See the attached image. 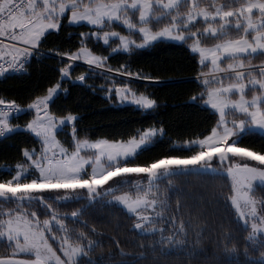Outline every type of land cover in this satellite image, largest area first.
<instances>
[{
    "label": "snow or ice",
    "instance_id": "6c2138e0",
    "mask_svg": "<svg viewBox=\"0 0 264 264\" xmlns=\"http://www.w3.org/2000/svg\"><path fill=\"white\" fill-rule=\"evenodd\" d=\"M73 28L85 29L75 43L50 46ZM162 43L185 48L197 66L189 103L211 113L207 134L140 161L168 135L163 122L92 139L81 135L78 113L53 110L70 85L155 112L153 85H135L160 78L109 61ZM52 53L58 78L48 87L26 103L0 94V139L28 134L38 145L0 165V264H264V143L245 145L264 140V0H0V82L30 75ZM77 61L87 71L73 76ZM97 78L99 86L88 83ZM21 114L31 118L14 123ZM193 176L228 189L212 194L220 231L211 256L203 240L212 229L186 212L175 184ZM111 209L126 217L133 250L84 219Z\"/></svg>",
    "mask_w": 264,
    "mask_h": 264
},
{
    "label": "trees",
    "instance_id": "16d2710c",
    "mask_svg": "<svg viewBox=\"0 0 264 264\" xmlns=\"http://www.w3.org/2000/svg\"><path fill=\"white\" fill-rule=\"evenodd\" d=\"M68 31L73 33L71 38L68 37L67 33L62 35L59 40L56 37H51L50 40H55L56 44L50 46L58 45L67 48L70 43L76 42V33L85 31V29L73 28ZM125 61L131 64L133 71L137 68L143 69L145 72L160 78V83L138 81L135 85L141 90L145 84L153 85L149 87L148 91L154 94L153 98L157 100L159 105L155 112H141L131 105H121L105 99L103 92H94L86 87L70 85H66L69 87V93L62 94L61 98L56 101V105L53 106V110L57 108L61 110L71 109L78 113L82 116L78 125L81 135L87 133L92 139L120 138L122 135L126 138V135L136 128L163 122L168 135L145 151L139 157L140 161H151L155 157L168 154L169 145L173 140H186L198 134H207L214 121L211 113L205 110L203 106H193L189 103V97L193 94L192 90L196 88V84L187 81L194 79L198 69L185 48L175 43H162L156 47L141 50L131 57L117 56L109 62L113 65H119ZM77 64L79 67L73 72V76L87 71V66ZM57 65L58 58H55V53H52L50 58L33 62L29 69L30 75L14 76L0 82V94L26 103L29 97L38 94V90L48 87L58 78ZM88 83H95L99 86L103 80L97 78L95 81L89 80ZM30 118V114H21L13 122L23 124ZM249 141L256 149L261 143H264V140L256 137L247 138L245 145L249 144ZM33 146L38 145L28 134L0 139V165L14 166L18 160L22 159V149ZM6 172L1 171L0 175L6 174ZM225 183L220 178L211 176L178 177L175 181L186 201V212H189L193 219L199 217L202 226L203 221L206 220L207 225L212 229L209 231L206 228L203 240V247L209 256L216 250L215 241L217 233L220 231V215L216 213L217 205L212 194L219 193L221 190L227 191L226 186L221 187ZM262 194L264 192L258 190L257 195ZM173 203H175L174 199ZM74 207L76 205L61 208V212L71 213ZM84 219H88L90 223H96L97 227L108 235L119 234L122 242L127 244L126 250H133L131 243L133 237L127 232L129 224L119 210H104L93 216L84 217ZM105 242H107V236ZM192 264H196V261H192Z\"/></svg>",
    "mask_w": 264,
    "mask_h": 264
},
{
    "label": "rangeland",
    "instance_id": "374dc122",
    "mask_svg": "<svg viewBox=\"0 0 264 264\" xmlns=\"http://www.w3.org/2000/svg\"><path fill=\"white\" fill-rule=\"evenodd\" d=\"M77 63H82V64H84V65H86L87 66V64L84 62V61H77ZM88 67V66H87ZM253 163H255V162H253ZM1 171H7V169L6 168H0V172Z\"/></svg>",
    "mask_w": 264,
    "mask_h": 264
},
{
    "label": "crops",
    "instance_id": "0c3cea01",
    "mask_svg": "<svg viewBox=\"0 0 264 264\" xmlns=\"http://www.w3.org/2000/svg\"><path fill=\"white\" fill-rule=\"evenodd\" d=\"M80 64H82V63H80ZM84 65V64H83ZM86 66V65H85Z\"/></svg>",
    "mask_w": 264,
    "mask_h": 264
},
{
    "label": "flooded vegetation",
    "instance_id": "af4514ba",
    "mask_svg": "<svg viewBox=\"0 0 264 264\" xmlns=\"http://www.w3.org/2000/svg\"><path fill=\"white\" fill-rule=\"evenodd\" d=\"M70 214V213H69Z\"/></svg>",
    "mask_w": 264,
    "mask_h": 264
}]
</instances>
